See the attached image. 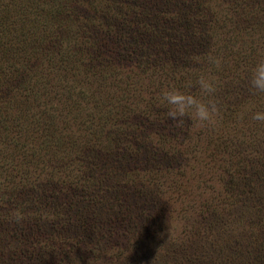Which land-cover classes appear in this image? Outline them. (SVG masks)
<instances>
[{
    "label": "trees",
    "instance_id": "16d2710c",
    "mask_svg": "<svg viewBox=\"0 0 264 264\" xmlns=\"http://www.w3.org/2000/svg\"><path fill=\"white\" fill-rule=\"evenodd\" d=\"M137 4L138 0H0V225L62 222L70 210L69 199L79 195L69 193L100 189L96 172L102 162L114 152L130 151L129 138L142 132L132 123L139 118L167 131L155 132L152 141L138 135L133 156L151 147L159 160L170 163L183 165V160L199 154L200 160L213 158L212 169L226 165L228 181L223 186L241 204L236 207L231 200L229 210L241 209L247 223L260 231L251 252L236 249L232 254L241 264H264V122L251 119L254 111H264V95L249 92L245 71L264 55V13L249 17L250 28L245 25L248 14L240 15L244 18L232 20L234 30L217 26L220 21L214 14L190 9L166 18L164 13L161 19L166 22L157 31L159 15L138 10ZM113 31L119 34L115 43L109 42ZM209 54L220 57L222 64L215 71L221 111L208 132L196 133L192 121L175 127L166 108L152 97L143 100L138 117L139 109L127 108L134 80L156 83L159 78L158 85L162 77L173 85L195 80L208 70ZM95 114L102 115L100 121L94 120ZM89 127L95 129L93 134ZM228 130H233L230 140ZM49 142H75L80 147L68 159L53 161L39 146ZM82 150L90 155L88 161L76 159ZM137 179L135 183L156 185L146 177ZM65 225L63 221L62 228ZM49 241L66 244L65 236L56 234ZM6 247L0 241V248Z\"/></svg>",
    "mask_w": 264,
    "mask_h": 264
},
{
    "label": "rangeland",
    "instance_id": "374dc122",
    "mask_svg": "<svg viewBox=\"0 0 264 264\" xmlns=\"http://www.w3.org/2000/svg\"><path fill=\"white\" fill-rule=\"evenodd\" d=\"M169 1L170 4L166 5V0H138V10L161 15L155 20L160 27L157 31L166 22L165 18L161 19L164 13L169 15L166 18L174 15L176 18L178 13L190 9L195 13L214 14L220 21L216 25L228 30H234L232 20L235 22L242 15L248 14L245 25L250 28L249 17L264 13V0ZM78 12L83 14L80 9ZM141 19L146 20L145 13L141 14ZM235 27L244 30L237 24ZM117 34L114 32V39L109 42L115 43ZM162 78L160 85L159 78L154 80L156 83L144 78L133 81L127 108L139 109L137 117L150 97L152 102L158 103L162 88L169 84L176 87L184 84L177 82L173 85L170 80ZM177 81H180L179 77ZM135 112L130 116L133 117ZM101 118L102 115H94L96 121ZM132 123L139 124L142 132L129 138V152H114L99 166L96 176L100 173L97 179L101 180V188L90 189L84 194L80 189L69 193L70 197L76 193L79 195L68 201L70 210L63 219L67 222L66 228H62L63 221L58 224L49 221L42 227L27 223L0 225V241L9 246L0 248V264H241L240 258L232 251L251 252L255 245L253 240L260 231L258 227L253 229L254 223H247L241 209L230 211L228 203L231 200L234 204L237 202L233 199L235 197H230L233 192H227L226 185L223 186L228 181L226 165L223 163L212 169L213 158L207 155L200 160L199 154L196 158L183 160V165L170 163L159 160L160 154L151 147L143 155L133 156L138 147L134 143L138 135L152 141L155 132L165 135L167 130L159 123L139 118H134ZM195 126L196 133L208 132V127L196 123ZM161 128L163 132H159ZM89 132L93 134L95 129L89 127ZM228 133L230 140L233 130ZM39 146L53 161L68 159L80 147L75 142L66 145L49 142ZM78 154L76 159L80 162L89 160L90 155L84 150ZM149 154L152 157L148 159ZM161 156L165 155L162 153ZM213 157L215 160L216 155ZM140 176L156 185L135 183ZM239 205L240 202L236 207ZM54 234L65 236L66 244L50 242Z\"/></svg>",
    "mask_w": 264,
    "mask_h": 264
},
{
    "label": "clouds",
    "instance_id": "9594fccd",
    "mask_svg": "<svg viewBox=\"0 0 264 264\" xmlns=\"http://www.w3.org/2000/svg\"><path fill=\"white\" fill-rule=\"evenodd\" d=\"M207 64L208 70L198 74L195 80L188 78L181 87L170 85L159 92L158 103L166 108L167 119L177 128H183L186 121L213 127L219 118L221 108L215 95L219 81L215 71L219 70L222 60L209 54ZM245 71L249 92L264 95V55L255 59ZM251 119L264 122V111H254Z\"/></svg>",
    "mask_w": 264,
    "mask_h": 264
}]
</instances>
